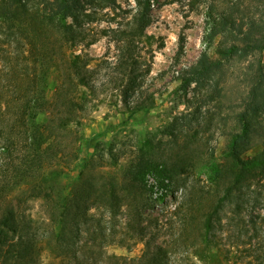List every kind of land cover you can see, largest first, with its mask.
Here are the masks:
<instances>
[{
    "label": "trees",
    "instance_id": "16d2710c",
    "mask_svg": "<svg viewBox=\"0 0 264 264\" xmlns=\"http://www.w3.org/2000/svg\"><path fill=\"white\" fill-rule=\"evenodd\" d=\"M133 1L125 22L112 31L119 42L116 60L94 63L74 52L85 38L83 20L92 15L83 10L81 0H0V264H43L44 248L61 264H175L172 256L179 245L186 264H218L209 250V234L221 221V212L227 205L238 212L245 204L252 202L254 207L264 199V134L262 151L242 155L257 134L249 117L264 111L262 56L249 67L245 104L225 132L220 155L213 148L197 152L190 143L179 152L168 151L170 144L162 151L148 146L113 173L95 172L92 160L79 156L80 137L70 125L77 123L83 108L80 94H95L100 85L112 88L119 92L115 102L120 99L129 116L156 101L155 93L141 81L144 64L138 45L149 38L152 0ZM221 1L208 3L204 48L177 76L180 89L194 83L206 93L205 102H221L218 89L208 82L226 61L264 52V0L247 5L231 0L225 7ZM213 44L215 58L208 54ZM53 70L54 89L49 92ZM144 70L148 72L149 65ZM192 117L184 122L176 117L173 125L199 126L192 122L198 116ZM97 138H86L85 148ZM198 162L208 168L207 182L188 172V166ZM76 166L79 172L69 181L66 177ZM148 177L155 184L149 185ZM154 185L166 190L160 199L169 191L177 201L173 214L178 228L171 242L165 247L146 244L138 256L109 252L110 245L130 249L144 239L146 226L141 220ZM14 191L17 211L11 214L4 204ZM31 200L39 203L37 213L29 210ZM122 213L126 220L121 230ZM252 256L253 264H264V245Z\"/></svg>",
    "mask_w": 264,
    "mask_h": 264
},
{
    "label": "rangeland",
    "instance_id": "374dc122",
    "mask_svg": "<svg viewBox=\"0 0 264 264\" xmlns=\"http://www.w3.org/2000/svg\"><path fill=\"white\" fill-rule=\"evenodd\" d=\"M257 1L241 0L243 5ZM81 2L83 10L92 15L83 20L85 38L76 46L74 52L93 58L94 63L103 60L114 62L119 42L115 40L112 31L125 22L128 16L126 10L134 6V1ZM209 2L210 0L151 1L150 23L146 28L149 38L138 43L141 54L139 58L144 64L141 72L143 87L156 95V101L151 108L129 116L124 103L120 99L115 102L119 92L112 88H103L101 85L96 88L95 94L87 91L80 94L83 108L78 113L77 123L73 122L70 128L76 130L80 137L76 143L79 156L92 160L93 171L119 172L122 166L148 146H155V149L162 151L170 144L168 151L179 152L183 144L190 143L191 148L197 152L213 148L215 154L220 155L226 141L225 132L235 122V114L240 112L245 104L249 67H255L260 56L264 59V52L262 55L252 53L246 57L231 58L214 74L208 83L218 89L222 98L219 103L216 100L203 101L206 93L195 89L194 83L186 90L180 89L177 76L183 68L195 63L204 48L202 38ZM219 4L225 7L231 4V0H223ZM217 40L218 37L215 42ZM181 43L182 50L178 53ZM208 54L211 58L216 57L214 44L208 49ZM147 65L150 67L148 72L144 70ZM101 71L103 73L104 68ZM55 75L56 71H51L49 92L54 89ZM213 94L216 95V91ZM193 114L198 118L192 122H198L199 126L173 125L176 117H182L181 122H184ZM249 118L257 134L252 139L250 149L242 152L244 157L263 149V136L260 134H264V111L252 113ZM226 119L227 123L224 125ZM90 136L98 138L86 149L85 139ZM113 156L116 157V162H113ZM78 172L79 166H76L69 171L66 178L72 181ZM188 172L199 178L201 183L207 182L209 171L203 163L188 166ZM147 183L155 184L151 177H148ZM165 191L156 185L153 186L150 205L141 220L146 226L144 239L131 245L130 249L110 245L107 247L109 252L138 256L146 244L150 247H165L171 242V236L178 228L173 214L177 201L169 191L160 199ZM174 193L178 196L180 188ZM16 195L17 191L11 193L4 204V208L11 211V214L17 211ZM28 204L30 212L37 213L38 201L31 200ZM232 208L233 205H227L221 212V221L214 224L209 234V250L215 255L218 264H253L252 254L257 247L264 245V199L254 207L252 202L247 203L238 212H233ZM125 218L124 213L118 217L121 230ZM175 250L178 252L172 256L173 263H189L181 260L183 247L179 245ZM40 261L43 264H61L59 257L47 248L41 250Z\"/></svg>",
    "mask_w": 264,
    "mask_h": 264
}]
</instances>
